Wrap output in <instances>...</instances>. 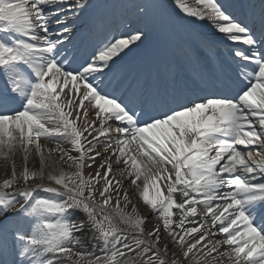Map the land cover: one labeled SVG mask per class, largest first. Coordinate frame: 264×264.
Wrapping results in <instances>:
<instances>
[{
    "label": "snow or ice",
    "instance_id": "obj_1",
    "mask_svg": "<svg viewBox=\"0 0 264 264\" xmlns=\"http://www.w3.org/2000/svg\"><path fill=\"white\" fill-rule=\"evenodd\" d=\"M175 5L241 46L228 72L201 70L184 81L170 71L125 85L113 66L139 46L142 31L85 58L69 47V18L78 19L85 0H0V149L19 146L25 162L34 151L40 179L49 161L60 166L47 175L55 187L9 192L14 169L0 183V264H199L197 257L204 264H264V28L258 39L218 0ZM113 164L123 166L119 179ZM125 177L162 224L146 231L134 205L124 211L131 204ZM36 178L25 167L23 182ZM198 206L215 232L185 227ZM114 216L132 227L131 236ZM19 220L27 230L10 231ZM217 233L221 239H209Z\"/></svg>",
    "mask_w": 264,
    "mask_h": 264
},
{
    "label": "bare ground",
    "instance_id": "obj_2",
    "mask_svg": "<svg viewBox=\"0 0 264 264\" xmlns=\"http://www.w3.org/2000/svg\"><path fill=\"white\" fill-rule=\"evenodd\" d=\"M170 1L174 5L175 13L179 16V18L185 20L189 24L187 25V31H186V38H187L186 41L188 43H190L191 45L195 47L196 45L202 46L203 45L202 41L204 39L203 36L207 35L208 37L213 39V41L215 42L214 47H215V54H217L216 58L219 59V57L225 56L226 55L225 53H232V51L229 50L230 47L228 46V43H227L228 40L224 39L223 34L218 33L214 27H212L210 24L206 22L199 21L194 18H189L185 16L176 7L175 0H170ZM225 1L230 3L231 0H225ZM242 1L247 2L249 0H242ZM106 2H108V4L113 3V0H85V3L87 6L78 13V19H76L75 17L69 18L70 23H72L73 20L75 21L74 24H72L73 31L70 33L71 44L69 45V47L75 46L78 55L81 57H85V58L90 57L98 47L102 46L103 44H106L108 41L113 39L112 36L111 37L107 36L106 40L101 44L96 43V41H94V36L95 37L97 36L99 39L103 38L101 36L102 35L101 26L104 25V17H105L103 10L106 6H108V4L103 6L101 9H100V6L105 4ZM152 3H153V0H131V2H126V3L120 0V5L118 6L117 16H118V19L122 20V22L124 23L122 27L123 28L126 27L130 29L127 35L135 33L137 31H142L144 33L143 41L139 44V46L135 47L133 52L129 53L127 56H124L122 59L118 58L113 66V71H114L116 80L119 81L120 83H123L126 78H129L130 74L133 72L134 74H133L132 79L133 80L136 79L135 68L137 64L134 63L133 58L137 56L138 54H140V52L143 49H147L148 51L147 54L144 56L146 57V59H149L151 56V52L154 46L152 42L155 41V36L157 33V30L155 28V22H154L156 20L154 18V12H153L155 10V7L152 8L153 7L151 5ZM140 5L149 6L146 14L140 13L138 11V6ZM255 8H257V6L255 7L253 4L252 9L255 10ZM109 13L110 15H113V10L109 11ZM138 24H139V28L136 30ZM89 25H91L90 28H88ZM195 28L197 31L192 30ZM151 30L153 34L149 36V32ZM180 41L181 39L177 40V43H179ZM87 47L90 48V51L88 53H87ZM183 47L184 45L179 46V48H183ZM216 61L218 62V60ZM166 76L167 75H165V77ZM110 90H111V87H110ZM88 111L91 116V112L93 110L88 109ZM92 118L94 119V117ZM113 135H115V133H113ZM41 143L42 145L45 146V148L54 147L52 146V143H45L43 139L41 140ZM17 147H18L19 154L22 155V153H24L22 148H20L19 146ZM30 154H33V155L35 154L34 157H30V161L34 160L35 163H29L28 161H26L24 164L23 160H21V156L19 157V160L17 156L11 157L9 154V157L11 158V162L15 166L16 169L20 167V163H21V165L24 164V166L27 167L30 173H33L29 168H31L35 164V166L33 167V170L34 169L36 170L38 168L37 165L39 166V163L37 161L40 160V157L34 151L30 152ZM45 156L47 157V153H45ZM3 160L4 159L0 160V183H2L5 180L6 176H9L8 169L5 167V163H4L5 161ZM122 167H123L122 165L113 164V169H114L113 174L118 179L121 177L120 169ZM17 170L21 171V169H17ZM87 171L88 170H86V172ZM146 175L150 182L151 174L146 172ZM144 179L145 178L142 177L141 181H138V184L142 185L144 182ZM43 180H47V177H45ZM162 183L167 187L166 182H162ZM122 186H123L122 191H127L129 193V200L131 201V204L128 206V208L124 209V211L126 212L129 211L131 207L134 205L138 209V215L147 219V224L145 225L146 231L150 230L151 227L155 224H158V223L162 224V221H160L159 216L154 214L151 209H149L147 206H145L142 203L139 197L138 190L134 186L130 185L129 180L126 177L122 180ZM32 188H35V187H32ZM41 194H43L44 196L50 195V194H45V193L40 192L39 195ZM167 194L168 192L167 190H165L164 195H167ZM176 199H181V196L179 195V193L176 194ZM173 211H174L173 220L176 223H178L181 218V212L178 209H174ZM113 222L119 228H123L126 230L129 229L128 226L123 225V223L121 222L118 216L113 217ZM218 227L219 225H217V228ZM212 232H215V231L212 230ZM217 234L211 237H213L214 240H219L218 235L222 238L220 234L218 235ZM89 241H90V238L85 237L83 240V244L88 249L91 250L92 248L93 250V246L89 247L90 246Z\"/></svg>",
    "mask_w": 264,
    "mask_h": 264
},
{
    "label": "rangeland",
    "instance_id": "obj_3",
    "mask_svg": "<svg viewBox=\"0 0 264 264\" xmlns=\"http://www.w3.org/2000/svg\"><path fill=\"white\" fill-rule=\"evenodd\" d=\"M9 154H10V156L11 157H13V156H17L18 157V160H19V157L21 156V160H23V163H25V158H24V153H22V155H20L19 154V152H18V147H16V149L14 150V151H11V152H9L7 149H0V160H2V159H4L3 161H5L4 163H5V167L6 168H8L9 169V171L8 172H10V174H11V177H12V173H13V169H14V171H15V173H17L18 172V170L17 169H22L21 167H23V169H24V166L23 165H21V163H20V167L19 168H15V166L12 164V162H11V158L9 157ZM35 156V154L33 155V154H28V157H27V161L29 162V163H35V161L34 160H31L30 161V157H34ZM38 163H39V166L37 165V169L35 170H33V167L35 166V164L31 167V168H29L33 173H37V178L35 179V180H29V183H30V185L31 184H34V185H45V186H49V187H55V185L54 184H51L49 181H48V179L47 180H43V179H40L39 178V174H40V172H41V160H39V161H37ZM48 165L49 166H47V167H45L44 169H43V175H45L44 177H47V175L49 174V173H54L55 172V170L56 169H58L60 166L59 165H57L56 166V169H54L53 168V166L51 165V162L49 161L48 162ZM64 167V169H65V171H73L72 169H68L67 168V165H64L63 166ZM51 168V169H50ZM47 174V175H46ZM17 182L16 183H14V186H13V188H16V185H17V183H21L22 185H23V187L22 188H28V187H30V186H27V183H25V182H23V179H22V177H19V176H17ZM43 180V181H42ZM119 219L121 220V218L119 217ZM121 222H122V220H121ZM123 223V225H126V226H128V228L130 229V225H127V224H125L124 222H122ZM124 230V229H123ZM129 232V231H128ZM128 232H126V233H128ZM129 236H131V234H129ZM92 242V241H91ZM86 249H87V251H89V252H91L92 251V248H91V250L90 249H88L87 247H86Z\"/></svg>",
    "mask_w": 264,
    "mask_h": 264
}]
</instances>
